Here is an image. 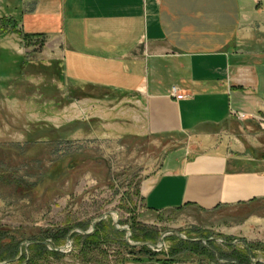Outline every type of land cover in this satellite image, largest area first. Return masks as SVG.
I'll list each match as a JSON object with an SVG mask.
<instances>
[{"label": "rangeland", "instance_id": "rangeland-1", "mask_svg": "<svg viewBox=\"0 0 264 264\" xmlns=\"http://www.w3.org/2000/svg\"><path fill=\"white\" fill-rule=\"evenodd\" d=\"M255 3L251 12H260L246 19L244 43L264 50V0ZM51 53L45 37L26 38L0 18V224L9 231L0 264H25L23 247L41 236L61 254L34 264H124L143 256L128 245L148 246L165 260L264 264V201L213 213L147 209L142 183L169 170L171 152L188 139L151 133L145 113L124 97L82 95ZM254 125L233 126L262 154L264 115ZM95 232L99 245H87L84 236ZM180 240L207 250H175Z\"/></svg>", "mask_w": 264, "mask_h": 264}, {"label": "crops", "instance_id": "crops-1", "mask_svg": "<svg viewBox=\"0 0 264 264\" xmlns=\"http://www.w3.org/2000/svg\"><path fill=\"white\" fill-rule=\"evenodd\" d=\"M255 2L0 0V18L45 37L82 95L124 97L145 113L151 133L188 139L171 152L169 170L142 183L147 209L213 213L264 201V153L233 126L251 128L264 115V50L244 43L246 19L260 12H251ZM174 85L185 98L171 96Z\"/></svg>", "mask_w": 264, "mask_h": 264}, {"label": "trees", "instance_id": "trees-1", "mask_svg": "<svg viewBox=\"0 0 264 264\" xmlns=\"http://www.w3.org/2000/svg\"><path fill=\"white\" fill-rule=\"evenodd\" d=\"M25 37L26 38H32L34 36H32V35H26L25 34ZM99 224L101 225L102 223L100 222ZM113 231L115 233H117V234L123 233L121 230H119L117 228L116 229L114 228ZM7 232H9V231L6 229V227H4V226H2L0 224V251L3 250L5 247H8L9 246V244L6 245L4 243V241L7 238H9L7 236ZM12 236L10 237V239L14 243H16V238L15 237H12ZM96 236H97V233L96 232L94 234H92V235H85L84 238L86 239V244L89 245V246L90 245H93V246L94 245H97L98 243L96 241L99 240V239ZM43 238H44V236H41L40 238H38V240L32 242V244L29 245V247H23V253L20 256V259L24 258L25 259V264H34L37 261V258L39 256L46 257L48 255H60L61 254L60 251L50 250L49 245L46 242H44L45 241V238L44 239ZM128 246L131 247L132 250H137L140 254H143V256L140 255L138 257V259H146V258L152 259V258H155V256L159 255V253L154 252L148 246H142V247H136V246H130V245H128ZM185 246H187V247H185ZM180 247H185L187 249L189 248V250H191L192 252H196V251L199 252L198 250L201 251V249L202 250L204 249V251L207 250L206 247L203 246V243H201L200 241H191V242H188V241L180 240V244H178V246L175 247V250L179 249ZM17 252H20V247L19 248L17 247ZM2 253H0V254H2ZM157 259H159V258H157ZM160 260H164V261H176V259H167V260L160 259ZM185 260H189V259H186L185 258ZM12 262H15V260H12Z\"/></svg>", "mask_w": 264, "mask_h": 264}, {"label": "built area", "instance_id": "built-area-1", "mask_svg": "<svg viewBox=\"0 0 264 264\" xmlns=\"http://www.w3.org/2000/svg\"><path fill=\"white\" fill-rule=\"evenodd\" d=\"M171 96L175 97L177 100L185 98V95L181 92L180 88L177 85L172 86Z\"/></svg>", "mask_w": 264, "mask_h": 264}, {"label": "water", "instance_id": "water-1", "mask_svg": "<svg viewBox=\"0 0 264 264\" xmlns=\"http://www.w3.org/2000/svg\"><path fill=\"white\" fill-rule=\"evenodd\" d=\"M118 229H121V228L118 227ZM153 247H158V246L157 245H153Z\"/></svg>", "mask_w": 264, "mask_h": 264}]
</instances>
